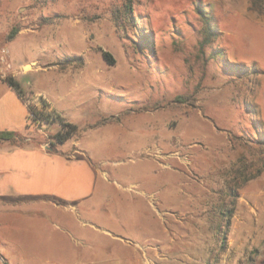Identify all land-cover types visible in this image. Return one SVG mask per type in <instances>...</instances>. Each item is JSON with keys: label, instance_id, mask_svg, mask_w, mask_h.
Masks as SVG:
<instances>
[{"label": "rangeland", "instance_id": "rangeland-1", "mask_svg": "<svg viewBox=\"0 0 264 264\" xmlns=\"http://www.w3.org/2000/svg\"><path fill=\"white\" fill-rule=\"evenodd\" d=\"M250 1L0 0V69L77 127L57 147L76 142L105 176L80 215L0 207V256L49 264L24 251L39 250L46 220L71 229L77 215L124 239L164 237L166 225L160 264H264V171L245 181L264 160V0L261 13ZM197 6L217 29L206 45ZM27 115L23 142L49 144L59 124Z\"/></svg>", "mask_w": 264, "mask_h": 264}, {"label": "crops", "instance_id": "crops-1", "mask_svg": "<svg viewBox=\"0 0 264 264\" xmlns=\"http://www.w3.org/2000/svg\"><path fill=\"white\" fill-rule=\"evenodd\" d=\"M8 69L9 64L6 70L0 69V132L14 131L25 138L27 134L20 133L27 103L3 81L5 71L16 79L15 72ZM34 96L45 99L48 104L45 110L55 111L63 117L44 94L36 93ZM57 146L46 147L45 142L24 145L0 142V207H7L13 212L11 215L20 213L25 219L32 210L45 215L47 209L53 214L63 211L80 215V209L86 212L95 209L92 197L97 188L96 178L105 176L85 161L86 153L78 148L76 142L67 149ZM103 197L106 198L105 195ZM77 215L72 218L71 229L59 225V218L46 220L49 229L42 237L39 250L30 251L29 247V251L24 253L53 256L47 259L49 264H160V259L167 258L165 252L173 248L174 239L164 224L161 229L164 237L153 233L143 239H124L90 219L77 218ZM38 221L25 220L24 225L30 226ZM2 224L10 229L8 221ZM12 229L19 230L16 226ZM3 237L7 238L6 235ZM1 258L7 264H19L18 259L8 262L2 255L1 264Z\"/></svg>", "mask_w": 264, "mask_h": 264}, {"label": "trees", "instance_id": "trees-1", "mask_svg": "<svg viewBox=\"0 0 264 264\" xmlns=\"http://www.w3.org/2000/svg\"><path fill=\"white\" fill-rule=\"evenodd\" d=\"M262 1L263 0H251L250 1V9L254 12L261 13L262 12ZM125 13L130 12V4H124ZM196 12L202 19L204 23L203 27V38L201 40V45L208 44L214 37L217 35V29L215 25L212 24V16L209 14V12L205 9H202L201 7H196ZM128 18V17H127ZM19 28L18 27H12L10 31L7 34V41H11L15 35L18 33ZM102 56L108 63H113V58L110 55L109 52L103 51ZM81 58H75L73 56L67 57L66 59V65L75 64L78 61V65L80 64ZM3 81L8 84L17 94L18 96L25 101L24 95L22 93V90L16 81V79L9 75L4 76ZM40 103L42 106V109H38L37 107L27 104V120H32L36 124L46 123V124H52V123H58L59 124V130L50 136L49 140V146L54 147L56 145L64 144L67 140H69L76 132L77 127L74 124L69 123L68 121H65L59 114L55 113L54 111L47 112L45 108L48 106L47 103L40 98ZM1 141H10L14 144H25L23 142V137L19 136L14 131H1L0 132V142ZM264 171V160L262 161V165L257 168L253 173H251L246 179L251 180L256 177H258L262 172ZM233 193V192H232Z\"/></svg>", "mask_w": 264, "mask_h": 264}, {"label": "built area", "instance_id": "built-area-1", "mask_svg": "<svg viewBox=\"0 0 264 264\" xmlns=\"http://www.w3.org/2000/svg\"><path fill=\"white\" fill-rule=\"evenodd\" d=\"M2 53L4 54V56H6L7 55V50H3L2 51ZM4 56H1L0 57V61L2 62V63H5V57ZM40 98L41 99H43L42 98V96H40V97H38V96H33V97H31V98H29V99H27V100H25L26 101V103L27 104H33L34 106H37V107H39L38 109H42V106H41V103H40ZM44 101H45V99H43ZM46 102V101H45ZM47 103V102H46ZM48 105V104H47ZM48 107V106H47ZM47 107L45 108V109H47ZM49 111V110H48ZM41 124H46V123H41ZM40 124H38V126H39ZM47 146H49V144L48 143H46V147Z\"/></svg>", "mask_w": 264, "mask_h": 264}, {"label": "water", "instance_id": "water-1", "mask_svg": "<svg viewBox=\"0 0 264 264\" xmlns=\"http://www.w3.org/2000/svg\"><path fill=\"white\" fill-rule=\"evenodd\" d=\"M2 264H7L4 259L1 258Z\"/></svg>", "mask_w": 264, "mask_h": 264}]
</instances>
